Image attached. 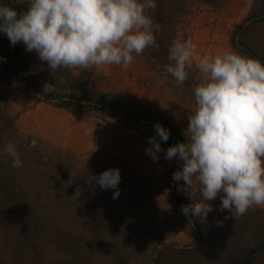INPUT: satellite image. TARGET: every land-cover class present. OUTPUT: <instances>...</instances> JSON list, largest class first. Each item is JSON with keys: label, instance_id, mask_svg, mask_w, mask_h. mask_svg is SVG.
Returning <instances> with one entry per match:
<instances>
[{"label": "trees", "instance_id": "1", "mask_svg": "<svg viewBox=\"0 0 264 264\" xmlns=\"http://www.w3.org/2000/svg\"><path fill=\"white\" fill-rule=\"evenodd\" d=\"M191 1L155 0V8L149 9L148 14L154 23L161 25L156 33L159 47H148L141 54L168 85L188 90L202 81L197 61L194 59L188 78L181 84L167 72V67L169 47L175 40H181L180 30ZM0 5L24 11L28 2L0 0ZM240 34L236 31L232 36L235 47L264 62V57L239 40ZM14 74L23 82L24 91L37 101L111 117L131 129L139 126L154 129V125L143 120L160 123L170 130L166 149L186 139L182 128L158 110L138 103L130 94L95 90L84 82L80 83V95L46 91L39 83L40 69L30 61L20 43L12 46L7 35L0 33V82L9 83ZM33 138L37 141L35 147L31 146ZM9 142L20 152L22 165L18 168L2 152ZM180 163L176 158L165 174L172 189L173 207L181 212L177 182L173 180V172ZM112 167L121 172L116 199L113 189L104 190L95 181L86 182L89 176ZM150 187L147 178L123 163L95 169L78 167L67 153L53 149L33 135L23 134L15 117L0 104V264H118V260L129 264L133 255H142L150 244L148 224L142 215L147 201L156 211L150 200ZM77 188L81 190L78 197L74 196ZM158 230L156 227L155 231ZM192 232L196 244H200L202 235L196 224H192ZM164 246L174 248L170 244ZM164 249H154V264H161ZM257 253H264V239L244 264H254Z\"/></svg>", "mask_w": 264, "mask_h": 264}, {"label": "clouds", "instance_id": "2", "mask_svg": "<svg viewBox=\"0 0 264 264\" xmlns=\"http://www.w3.org/2000/svg\"><path fill=\"white\" fill-rule=\"evenodd\" d=\"M155 6V0H28L24 11L0 5V33L12 46L22 42L27 51H35L52 73L75 67L127 68L134 53L159 47L161 25L148 14ZM196 47L191 38L169 47L167 72L178 84L188 78ZM196 67L203 79L194 90L197 106L188 117L186 139L168 147L165 159L181 162L173 180L184 181L177 190L191 199L181 206L183 214L206 219L214 210L209 202L222 194L220 210L237 218L253 205H264V62L228 50L201 56ZM154 129L146 152L158 161L170 130L160 123ZM36 144L33 138L31 146ZM2 152L13 167L22 165L15 144L7 143ZM93 181L101 189H113V199L118 198V167L86 179ZM80 194L77 188L74 196Z\"/></svg>", "mask_w": 264, "mask_h": 264}, {"label": "rangeland", "instance_id": "3", "mask_svg": "<svg viewBox=\"0 0 264 264\" xmlns=\"http://www.w3.org/2000/svg\"><path fill=\"white\" fill-rule=\"evenodd\" d=\"M236 31L241 33L239 40L264 57V0H217L215 4L193 0L182 23L180 37L181 40L191 38L196 44L194 59L197 62L203 55L214 56L228 50L248 56L232 42ZM133 57L127 68L120 65L75 67L61 68L53 73L47 63L29 59L40 69L39 83L46 91L80 95V83L84 82L95 90L115 95L130 94L138 103L158 110L185 131L192 107L196 109L197 106L195 89L171 87L141 54L134 53ZM22 86L23 82L16 74L9 83L0 82V104L15 117L23 134L33 135L53 149L67 153L78 167L95 169L123 163L135 168L150 182V200L156 211L149 206L150 201L144 203L142 211L148 224L150 244L142 255H133L129 264H154V249L162 250L166 248L164 244L174 248L164 249L161 264H244L247 256L264 239V205H253L243 216L234 218L227 210H220L222 194H218L209 202L214 210L204 220L184 216L176 210L165 174L175 158L165 159L167 149L163 141L158 161L146 152L151 147L149 136L155 134L154 129L144 126L131 129L111 117L40 102L27 94ZM118 131L125 156L115 155L113 160L114 155H103L100 136ZM180 167L181 163L174 172ZM183 184V180L177 182V189ZM178 194L181 206L191 203L188 195L179 191ZM192 224L201 230L202 242L198 245ZM156 227H159L158 231H155ZM118 264L123 263L118 260ZM254 264H264V253H257Z\"/></svg>", "mask_w": 264, "mask_h": 264}, {"label": "crops", "instance_id": "4", "mask_svg": "<svg viewBox=\"0 0 264 264\" xmlns=\"http://www.w3.org/2000/svg\"><path fill=\"white\" fill-rule=\"evenodd\" d=\"M13 2L17 4H23V3L28 2V0H13ZM20 45L29 58L35 59L36 61L40 63H47L45 61H41L35 51H32V52L27 51L25 45L22 42L20 43ZM191 105L193 106V104ZM192 111L194 112L195 108L192 107ZM99 145L102 148L103 155H109L111 157L114 155L112 159L115 158V155H117V157H122V158L123 156H125V153L121 151L122 147L120 146L119 131L113 135L111 133H107L105 135L101 134Z\"/></svg>", "mask_w": 264, "mask_h": 264}, {"label": "water", "instance_id": "5", "mask_svg": "<svg viewBox=\"0 0 264 264\" xmlns=\"http://www.w3.org/2000/svg\"><path fill=\"white\" fill-rule=\"evenodd\" d=\"M143 122H144V123H148V124L155 125L152 121L143 120ZM175 160H176V158H175ZM175 160H173V161L170 163L169 167L172 165V163H173Z\"/></svg>", "mask_w": 264, "mask_h": 264}]
</instances>
